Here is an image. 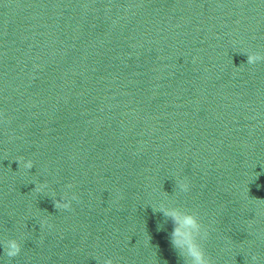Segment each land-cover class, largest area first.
Returning <instances> with one entry per match:
<instances>
[{
	"label": "water",
	"instance_id": "obj_1",
	"mask_svg": "<svg viewBox=\"0 0 264 264\" xmlns=\"http://www.w3.org/2000/svg\"><path fill=\"white\" fill-rule=\"evenodd\" d=\"M249 53L264 0H0V264H185L163 208L211 264H264Z\"/></svg>",
	"mask_w": 264,
	"mask_h": 264
},
{
	"label": "clouds",
	"instance_id": "obj_2",
	"mask_svg": "<svg viewBox=\"0 0 264 264\" xmlns=\"http://www.w3.org/2000/svg\"><path fill=\"white\" fill-rule=\"evenodd\" d=\"M264 60V56L258 53L247 54V62L249 64ZM26 168L32 167L31 161H26ZM182 189H187L185 183H181ZM59 203V201H58ZM68 207L65 203L60 205ZM163 208V206H162ZM165 215L172 217L173 230L171 232V244L180 252L185 259V264H211L206 257L201 246L199 237L201 236L202 227L196 215L190 212H179L175 208H163ZM0 247L6 252L8 257H15L21 251V244L16 238L0 237ZM253 264L257 261V257H251ZM104 264H112L111 260L104 261Z\"/></svg>",
	"mask_w": 264,
	"mask_h": 264
}]
</instances>
